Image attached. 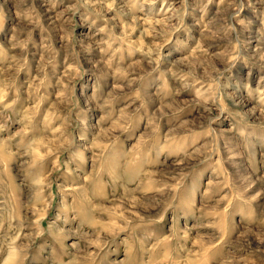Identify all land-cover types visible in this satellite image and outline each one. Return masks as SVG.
I'll use <instances>...</instances> for the list:
<instances>
[{"label":"rangeland","instance_id":"rangeland-1","mask_svg":"<svg viewBox=\"0 0 264 264\" xmlns=\"http://www.w3.org/2000/svg\"><path fill=\"white\" fill-rule=\"evenodd\" d=\"M0 264H264V0H0Z\"/></svg>","mask_w":264,"mask_h":264}]
</instances>
